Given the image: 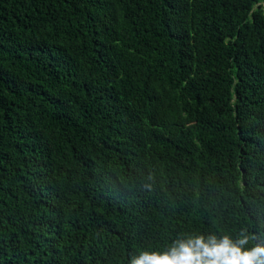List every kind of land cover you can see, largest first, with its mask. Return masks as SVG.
Here are the masks:
<instances>
[{
    "label": "trees",
    "instance_id": "obj_1",
    "mask_svg": "<svg viewBox=\"0 0 264 264\" xmlns=\"http://www.w3.org/2000/svg\"><path fill=\"white\" fill-rule=\"evenodd\" d=\"M264 234V0H0V264H128Z\"/></svg>",
    "mask_w": 264,
    "mask_h": 264
},
{
    "label": "clouds",
    "instance_id": "obj_2",
    "mask_svg": "<svg viewBox=\"0 0 264 264\" xmlns=\"http://www.w3.org/2000/svg\"><path fill=\"white\" fill-rule=\"evenodd\" d=\"M128 264H264V234L242 227L230 232L178 233L164 249L147 248Z\"/></svg>",
    "mask_w": 264,
    "mask_h": 264
}]
</instances>
